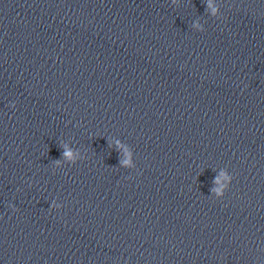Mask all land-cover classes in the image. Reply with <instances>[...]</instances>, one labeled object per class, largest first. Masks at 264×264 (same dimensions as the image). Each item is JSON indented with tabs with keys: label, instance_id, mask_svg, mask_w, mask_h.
Masks as SVG:
<instances>
[{
	"label": "water",
	"instance_id": "1",
	"mask_svg": "<svg viewBox=\"0 0 264 264\" xmlns=\"http://www.w3.org/2000/svg\"><path fill=\"white\" fill-rule=\"evenodd\" d=\"M263 64L264 0H0V264H79Z\"/></svg>",
	"mask_w": 264,
	"mask_h": 264
},
{
	"label": "clouds",
	"instance_id": "2",
	"mask_svg": "<svg viewBox=\"0 0 264 264\" xmlns=\"http://www.w3.org/2000/svg\"><path fill=\"white\" fill-rule=\"evenodd\" d=\"M66 155H70L69 153H66Z\"/></svg>",
	"mask_w": 264,
	"mask_h": 264
}]
</instances>
